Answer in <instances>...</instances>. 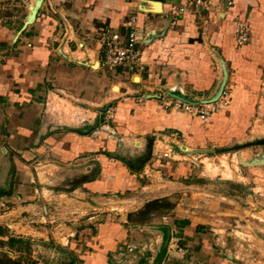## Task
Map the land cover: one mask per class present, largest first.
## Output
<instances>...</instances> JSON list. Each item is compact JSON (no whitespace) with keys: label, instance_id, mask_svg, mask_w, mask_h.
Here are the masks:
<instances>
[{"label":"crops","instance_id":"0c3cea01","mask_svg":"<svg viewBox=\"0 0 264 264\" xmlns=\"http://www.w3.org/2000/svg\"><path fill=\"white\" fill-rule=\"evenodd\" d=\"M4 1L1 11L9 7ZM182 1L40 0L29 20L36 0H28L13 23L0 15V252L12 257L22 239L36 247L25 257L30 264H157L166 230L177 264H237L213 247L219 235L203 227L202 208L211 211L217 201L196 187L231 186L241 197L227 201L242 206L258 189L254 207L264 213V187H248L264 177V0H234L226 15L186 10L170 25ZM133 16L145 69L107 71L98 33L124 34ZM239 17L249 23L242 46L234 43ZM223 69L230 104L207 124L164 111L154 99L135 101L142 92L212 99ZM109 107L114 116L106 121ZM169 145L186 151L162 157ZM192 157L207 166L216 161L235 180L203 177L205 164ZM188 190L205 195L189 205L190 214L179 210ZM171 198L178 200L175 216L150 226L157 223L147 217L154 204ZM146 227L161 233L150 257L134 242ZM172 254L166 249L159 264Z\"/></svg>","mask_w":264,"mask_h":264},{"label":"rangeland","instance_id":"374dc122","mask_svg":"<svg viewBox=\"0 0 264 264\" xmlns=\"http://www.w3.org/2000/svg\"><path fill=\"white\" fill-rule=\"evenodd\" d=\"M4 2L6 1L0 0V5H3ZM8 2L9 7H7V9L2 10L0 13L1 16L6 17L5 22L7 24L8 22L13 23L15 20L18 19L17 17H19V15L23 14V11L26 10V3L28 2V0H9ZM9 16L15 17L10 18ZM2 23L3 22H1L0 25ZM156 159L159 158L157 157ZM198 161L199 160L195 157H192L190 159V162L194 165H197L199 163L201 166H204L205 164L206 171L204 168L201 167V172H199L201 174H205L203 175V177L210 178L214 176H223L235 180V176L233 178L232 175H227L226 172L222 171L221 168H218L217 165H214V163H217L216 161H212L213 164H211V166H207L210 161H208V163L204 161L200 163V161ZM245 174L246 172L244 173V175ZM195 187L193 186L194 189ZM248 187L252 188L251 190L258 187H264V177L262 176L258 177L257 180H252L251 184H249ZM196 189H203L205 193L209 194L213 192L214 197L212 198H214V200L212 201H217L215 202V204H210L214 206L211 211L206 205V207L204 206L202 208L203 213L206 214L205 217L203 216V219L205 220H202L204 222L203 227H206V230L209 232H212L210 231V228H213L216 234L219 235V240L213 247L217 250H220V252H222L223 254H229L231 260L237 264H264V221L263 219H258V217L263 218L264 213H262V216H260V214L257 212V207H254L255 204L259 205L256 203L258 200H260L259 190H256L258 193L255 195V197L257 198L251 201V205L246 206L245 204L242 206L241 204L233 203L237 204L240 207V209H234V205L232 203L230 205L227 200L231 199V201L233 200L232 202H234V200L236 202L239 199L237 196L241 197V192L239 194L233 195V193H230L231 186L227 187V185L217 186L213 184H207L202 187L198 186L196 187ZM209 194L207 196H209ZM186 195L187 200L185 201V205H181L179 207V210H188L189 205L191 203L193 205L195 202H197V200H199L200 196H205L199 195L196 193V191L190 190L187 191ZM192 195H194L195 197H192ZM174 198L178 199L177 196ZM174 198H171L172 200L165 199L160 203L154 204L155 207L149 212L152 213V215L148 213L149 215L147 214V217L152 218L154 222L157 223H152V225L150 226H161L162 221L167 219H164L162 217L172 218L173 216H175L174 214H176V212L172 210L177 207L178 200H175ZM241 207L245 208L244 211ZM246 207L255 209L251 210ZM176 209H178V207ZM191 210L192 209L188 210L187 212L190 214ZM209 213L212 214V217H210L211 214ZM210 218H212V220H210ZM209 221H211V225L207 223ZM150 228L146 227V230L140 233L142 234V236H138V241L134 239V242L141 243V249L139 250L142 252L144 250L143 253H146L144 255L149 257L151 253L154 254L158 251L157 248H159V244L161 242L159 240V235H161V233L155 231L157 230V228L152 230H150ZM163 232L164 234L167 233L166 230H164ZM167 234L169 237L171 236L169 231ZM165 242L166 249H169L174 254H172L170 258L164 259V262L162 264H177L179 256L177 254L178 252H176V244L173 240H166ZM11 248L15 252L14 255L12 254V257H9L7 253L0 252V264H30L31 258L26 259L25 257L27 256L29 250H32L33 248L36 249L33 244L27 241L25 242L22 239H20L19 242H14ZM23 251L26 252V254H23ZM161 259L157 262V264L161 263Z\"/></svg>","mask_w":264,"mask_h":264},{"label":"built area","instance_id":"2783aa9c","mask_svg":"<svg viewBox=\"0 0 264 264\" xmlns=\"http://www.w3.org/2000/svg\"><path fill=\"white\" fill-rule=\"evenodd\" d=\"M233 6L234 0H183L171 14L169 24L175 25L186 10L195 11L201 9L204 11H212L216 14L222 13L226 15L231 12ZM1 8L2 6L0 5V11ZM135 23L136 17H130L125 22L126 32L124 34L113 32L107 28H102L98 33V40L101 43L99 61L100 65L105 70L114 71L118 68H125L127 72L133 74L139 73L145 69V65L141 61V53L136 48L138 41ZM234 34V43L236 46H242L247 42L249 38V23L246 18L239 17L235 20ZM147 99H154L164 111L188 113L197 117L204 124H207L217 111L229 106L230 92L224 85L218 99L209 103H203L201 101H197L198 103H190L174 98L165 92H161L154 96L142 92L136 96L135 101L142 102ZM113 116V108H107L104 113L105 120L110 121L113 119ZM172 151L183 152L186 151V149L182 147V145H169L168 151L163 152L161 156L169 158L170 152ZM41 213L43 217L48 214V207L46 205H42ZM134 248V245L133 247L129 245V252Z\"/></svg>","mask_w":264,"mask_h":264},{"label":"water","instance_id":"95a60500","mask_svg":"<svg viewBox=\"0 0 264 264\" xmlns=\"http://www.w3.org/2000/svg\"><path fill=\"white\" fill-rule=\"evenodd\" d=\"M39 2H40V0H36V2H34V4L32 5V6H30V14H29V16H28V19L29 20H33L34 18H35V15H36V11H37V8L39 7ZM222 74H223V80H222V82H221V85H220V87H219V90H218V92L216 93V96L214 97V98H212V99H209V100H203V101H201V102H203V103H209V102H213V101H216L217 99H218V97H219V95L221 94V92H222V90H223V87H224V85H225V80H226V76H227V73H226V71H225V69H223L222 70ZM169 95L170 96H172V97H175V98H178V97H176V96H174V95H172V94H170L169 93ZM182 100V99H181ZM182 101H186V100H182ZM186 102H190V103H198V102H191V101H186ZM205 152V151H204Z\"/></svg>","mask_w":264,"mask_h":264},{"label":"trees","instance_id":"16d2710c","mask_svg":"<svg viewBox=\"0 0 264 264\" xmlns=\"http://www.w3.org/2000/svg\"><path fill=\"white\" fill-rule=\"evenodd\" d=\"M2 233H3V231H2V228L0 227V237L2 236ZM165 237H166V234H164V240H163L164 242L166 241V238ZM165 253H166V247H165V243H163V245H162L159 253L156 256V259L157 260H160L161 258H163V256L165 255Z\"/></svg>","mask_w":264,"mask_h":264}]
</instances>
